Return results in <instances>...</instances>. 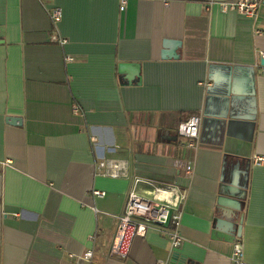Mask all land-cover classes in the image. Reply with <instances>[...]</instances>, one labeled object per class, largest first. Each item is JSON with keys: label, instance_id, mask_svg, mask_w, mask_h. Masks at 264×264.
Instances as JSON below:
<instances>
[{"label": "crops", "instance_id": "1", "mask_svg": "<svg viewBox=\"0 0 264 264\" xmlns=\"http://www.w3.org/2000/svg\"><path fill=\"white\" fill-rule=\"evenodd\" d=\"M212 1L235 0H0V264H233L239 241L264 264V0L255 18ZM136 178L187 194L184 242L150 226L120 261Z\"/></svg>", "mask_w": 264, "mask_h": 264}, {"label": "built area", "instance_id": "2", "mask_svg": "<svg viewBox=\"0 0 264 264\" xmlns=\"http://www.w3.org/2000/svg\"><path fill=\"white\" fill-rule=\"evenodd\" d=\"M212 2L218 4L225 13L237 12L250 18L256 17L260 6L257 0ZM126 3L127 0H122L121 10H124ZM61 15L62 12L59 8L50 12L54 24L60 22ZM54 40L61 45L67 43L66 39L60 40L54 37ZM65 60L71 62L73 58L67 56ZM73 111L78 114L79 107L74 105ZM200 125V116H193L179 125L178 135L188 141L187 145L191 149H196L199 146ZM263 162L264 158L262 157L254 159L255 165H261ZM122 169H125L124 165L112 161H102L97 164L98 174L106 177H120ZM187 173L191 175L193 169L189 167ZM140 184L148 187L147 196L139 194L137 187ZM94 195L104 197L106 193L94 191ZM186 200L187 194L175 185L149 179H134V188L130 191L124 212L119 217L117 232L109 252L110 257L126 261L131 255L134 239L145 236L150 226H158L164 229V232L170 236L172 249L180 248L184 242L180 234V227ZM80 259L82 264H97L94 261L93 250L86 251ZM232 262L233 264H244V246L241 241L234 246Z\"/></svg>", "mask_w": 264, "mask_h": 264}, {"label": "water", "instance_id": "3", "mask_svg": "<svg viewBox=\"0 0 264 264\" xmlns=\"http://www.w3.org/2000/svg\"><path fill=\"white\" fill-rule=\"evenodd\" d=\"M261 66L264 67V59L261 60ZM174 257H176V255H174ZM174 259L175 260H173L170 264H176V262H174V261H176V258H174ZM184 264H186V262Z\"/></svg>", "mask_w": 264, "mask_h": 264}]
</instances>
